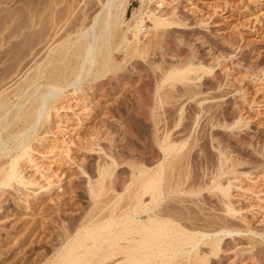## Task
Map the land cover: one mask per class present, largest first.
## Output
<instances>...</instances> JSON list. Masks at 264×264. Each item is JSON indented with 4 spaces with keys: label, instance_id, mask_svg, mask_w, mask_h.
Here are the masks:
<instances>
[{
    "label": "rangeland",
    "instance_id": "rangeland-1",
    "mask_svg": "<svg viewBox=\"0 0 264 264\" xmlns=\"http://www.w3.org/2000/svg\"><path fill=\"white\" fill-rule=\"evenodd\" d=\"M124 1L0 0L1 94L60 65L56 51L70 52L84 36L97 47L89 46L94 62L70 60L64 77L52 80L54 90L62 87L56 103L49 82L39 77L23 89L28 100L12 96L0 108V170L18 152L14 141L28 137L31 149L16 165L28 183L0 186V264L50 259L59 246L57 232H73L82 217H101L125 203L131 191L121 189L128 173L170 158L163 152L167 142L177 148L181 187L192 190L164 196L160 207L184 227L211 235L207 239L218 233L215 252L206 238L199 240L198 255L206 254L200 263L264 264V0ZM158 15L177 23L155 25ZM186 67V79L167 78ZM38 92L52 104L32 125L21 110ZM103 160L111 162L110 177L116 173L117 181L93 208L87 181ZM214 185L231 188L224 195ZM50 198L62 205L56 208Z\"/></svg>",
    "mask_w": 264,
    "mask_h": 264
},
{
    "label": "bare ground",
    "instance_id": "bare-ground-1",
    "mask_svg": "<svg viewBox=\"0 0 264 264\" xmlns=\"http://www.w3.org/2000/svg\"><path fill=\"white\" fill-rule=\"evenodd\" d=\"M108 2H109V0H108ZM122 2H125V1L124 0H120L119 4L120 5L121 4L123 5L124 3H122ZM54 3H56V1ZM48 5H51V3L50 4L48 3ZM52 5H53V3H52ZM108 7H109V3H108ZM49 8H50V6H49ZM51 8L54 9L53 6ZM47 11H49V10H47ZM149 11L151 12V14H155V13H153V11L151 9ZM106 13L109 14L108 12H106ZM39 14H41V13H39ZM105 15H103V16H105ZM34 17H35V15H34ZM48 17H49V14H48ZM109 17L110 16L106 15L102 19V22H103L104 25H106V24L109 23ZM152 20H153V22H154L155 25H157V24L158 25H164L166 23H168V24L177 23V21L175 22V21H170V20H168L166 18H159V15L157 17H155L154 19H152ZM55 22H56V20H55ZM52 28L54 29V27H52ZM135 29H136V31L134 33V38H137L138 37L139 30H140V27L135 26ZM92 30H90V31H92ZM79 35H81V34H79ZM84 37H85L84 38V42H82V40H81V42L77 43L73 47V49H71V51L68 52V53H67V49L66 50L65 49H61L59 51H56L55 50L57 52L56 53L57 55L55 54L56 56H54L53 58H55L54 59L55 61L61 62L60 65L52 64V65H50V67H48L44 71L41 69L42 72H43L42 75L40 73L41 70L39 71L40 74H38V73L36 74L35 73L33 75H30V76L28 75L26 78H24V80L22 82L19 83L18 86H16L12 90L10 89V91H8V92H5L4 91L5 93L3 92L1 94V92H2V90H1L0 91V108L12 96H16V98H18V100H21V99L22 100L23 99L25 100V98L28 95H23L24 94L23 93V89H25L29 85L33 84L36 81V79H38L39 77H42V79L44 77V79L46 80V82L47 83L49 82L48 83V88H46V89L51 90V92L49 93V96L52 99V103L53 104H54V102L56 103L57 99L58 98H61L60 97V93L62 92V87L60 88V86H59V88H57L56 90H54V86L57 87V85H55L54 83H52V80H57V79H60V78H63L64 77V75L66 74V72H68L66 70L69 69L70 60H74L75 63L80 62V60H89L90 64L92 62H94V58H95L94 56H95L96 53L95 54H90V51H91V49L89 48L90 41L87 39L86 36H84ZM89 37H90V35H89ZM91 37H92V35H91ZM91 39H94V38H91ZM102 40H103V38H102ZM91 46H93V44ZM96 48H92V51H93V49H96ZM98 49H100V48H98ZM97 51H99V50H97ZM94 64H96V62ZM81 65H83V64H81ZM86 66L88 67V65H86ZM179 68L178 69L174 68L170 72H167L168 73V74H166L167 75V78L176 77V78H178V80L179 79L181 80V78L182 79L183 78L186 79V75L184 76L182 73L186 72V70H189L190 67L189 68L188 67L183 68L182 70L179 69ZM81 69H82V67H81ZM83 70H84V68H83ZM85 70L83 71V73L86 72ZM78 75H77V77H78ZM78 80L76 82H78ZM36 83H38V82L36 81ZM37 85H39V84H37ZM62 86L63 87H66L64 85H62ZM92 87H91V89H92ZM52 89H53V91H52ZM85 89H87V88H85ZM32 91H34V90H32ZM98 91H99V89H98ZM38 93H39V96H37L38 99L31 100L27 105L25 104L26 106L24 105L23 109L21 110L23 121L24 122L32 121L31 122L32 125H35L36 124V122L40 118V116H42V114H45L47 112V109H48L47 107L48 106H51L50 104H52V103L48 104L50 101L47 102V99L45 98L46 92H38ZM28 98H29V96H28ZM22 103H23V101H22ZM54 107H55V105H54ZM16 113H17V111H16ZM45 119H47V118L45 117ZM45 119H43V120L45 121ZM0 125H1V123H0ZM2 126L3 125H1V127ZM7 128H5V129L7 130ZM19 132H21V131H19ZM21 133H24V132H21ZM33 137H35V136L33 135ZM27 138L28 137H23V138H21L18 141H14L15 142L14 143V148L17 147L19 149H18V152L17 153L15 152L14 156H12L10 154L12 157L10 159L8 158L9 160H8V164L6 163L7 164L6 168L0 170V186H11L15 182L17 184L19 183V184H23V185L26 184V183H28V180L29 179L27 178L28 180H25L23 178V176L21 175L20 171L18 170V168L16 167L17 163H19V161H18L19 158H21L24 154H28V152H29V149L30 148L28 146L29 145V142L27 141ZM163 139L164 138H162V141H163ZM119 143H120V141H119ZM4 148H6V147H4ZM8 149H9V147H8ZM3 150L5 151V149H3ZM10 151H12V150H10ZM176 151H177L176 146L173 145V144H169L167 142V144H165L164 147H163V152L165 153V155L167 153L170 154L171 155V157L169 156L170 158H168V159L166 158V159H163L161 161H159V160L156 161L155 160L156 162L155 161L149 162L147 164L148 165H153V166H149V167L143 166L141 168H138V170H137L136 173L135 172L128 173V174H130L129 179L124 183L123 188L122 189L120 188L122 190V192H123V190L124 191L127 190L128 192L131 191V192H129L130 194L127 193L128 194V198H127V201L125 203L119 204L118 207H112V208H110L109 213L108 214H104L101 217H98L97 215L96 216H94V215L91 216L92 215L91 214L90 217L87 218L86 216H88V215H86L84 213L86 215L84 217H86L87 220H85L86 218H84V217L81 216L82 219L79 220V222L78 221L76 222L77 223L76 224V228H75V230L73 232H67L65 230H62L63 231V232L61 231L62 233L57 232L60 235V237L58 238L59 239L58 240L59 241V243H58L59 246H58V244H55V245L58 246V248H56L55 251L54 250L52 251L53 252V253H51V254H53L52 257L50 259H47L46 258V260H44V262L41 263V264H173L174 262H176V260L178 258H184L185 261H188L189 259L191 261V259H194L193 261H195V260L196 261L193 262V264H201V263H203L205 260H203V262H201V260L204 258L203 256H205L206 254L203 253L204 254L203 256H201L202 253L200 255H198V243H199V240L200 239H203V237L206 238L205 244L207 243L208 245H210V252H215L216 250H218V241H219L218 240L219 239L218 233L216 232L213 235V237H210V238L208 237V239H207V236H211V235H209L208 233H205V232L195 231L194 229L192 230L191 229L192 227L189 228V229L186 228V227H184V225H181L183 223H179V221L177 222L175 220V218L173 217V216H175L174 214L172 216L171 215L172 213H168V211L164 210L165 207L164 208H161L160 207V201L162 200V198L164 196H167V195H176L179 192L186 191L187 189H188L187 191H191L192 190L191 189L192 187H188L186 190L181 187V183L183 181L182 180V176L183 175L180 173V171L177 170L178 164L176 166V163H177L178 159H177V156L176 155L178 153H176ZM4 153H6V152H4ZM29 156H30V154H29ZM29 156H28V158H29ZM110 158H112V157L110 156ZM180 159L182 160V158H180ZM108 160H107V162H109ZM107 162H106V160L105 161L103 160V163H102V161L101 162H98L100 164L97 163V165H96V168H97V170H96L97 172L95 174L96 177L95 178L93 177L94 178L93 180H90L89 179L90 177L88 178L89 180L87 179L88 180L87 181V191H88V194H89L90 199L95 204L93 208H96L97 203L101 200L100 197L104 194V192L106 191V188H108V190H109V187L112 188L113 184L117 181L116 173L115 172H114L115 175H113L115 177H113V178L110 177L111 168L113 166L110 167L111 166L110 165L111 162L110 163H107ZM131 162L132 161H130V163ZM78 164H80V163H78ZM35 165H36V163H35ZM128 165H129V163H128ZM138 165L139 164H137V166ZM74 166L76 167V165H74ZM78 167H80V166L78 165ZM77 168H75V169H77ZM75 169H73V170L75 171ZM78 169H80L81 171L83 170L81 168H78ZM174 170H176V171H174ZM182 170H183V168H182ZM75 172H77V171H75ZM77 173H75V174H77ZM79 173H78V175H79ZM67 174H69V173H67ZM69 175H71V174H69ZM77 178H78V176H77ZM91 178H92V176H91ZM220 179L218 178V180H220ZM228 181H230V180H228ZM227 184H228V182L226 183V185ZM191 186H193V185H191ZM214 186H216V185H214ZM217 186H216V188H219L218 190H221V192L224 195H227L226 194V191L227 190L225 189V188H227L226 186L225 187H221V186H218L217 187ZM129 188H131V190ZM197 188H198V186H197ZM230 188H227V189H230ZM63 192H64V190H63ZM228 193H229V191H228ZM120 194L119 193L116 194L117 196H115V198L119 197ZM219 194H221V193H219ZM110 195H109V198L111 199ZM144 195H147V197L145 198ZM106 196H107V194H106ZM124 197H126V196H124ZM61 198H63V197H61ZM55 199H57V198H55ZM144 199H146V201ZM228 199H229V197H228ZM257 199H259V198H257ZM62 200H64V199H62ZM23 201H24V199H23ZM105 201H107V198H106ZM224 201H222V202H224ZM49 202L52 203V205H54L56 208L59 207V205H62V204H60L59 199L58 200H54V199H51L50 198V201ZM117 202L119 203V201H117ZM102 203H104V200H103ZM106 203H108V202H106ZM106 203H104V204H106ZM111 204L112 203H110V205ZM169 206L170 205H168V207ZM227 206L224 207L225 210H226V208H227V210L233 208V207H230L229 208V205L228 204H227ZM42 207H43V205H42ZM44 207H46V206H44ZM104 207H107L108 208L110 206L107 204V205H104ZM48 208H50V207L48 206ZM99 208H101V207H99ZM58 210H59V208L57 209V211ZM232 210L233 209H231V211ZM90 211H92V210H90ZM104 212L105 211H103V213ZM170 212H172V211H170ZM141 213H144L145 216L142 215L143 217H141ZM54 214H56V213H54ZM99 214H101V213L99 212ZM176 214H178V213H176ZM179 214H181V213H179ZM56 215H58V214H56ZM54 218H55V216H54ZM74 218H76V217H74ZM83 218H84V220H83ZM176 219H178V218H176ZM66 221H67V219H66ZM223 221H225V220H223ZM65 228L66 227L64 225L63 229H65ZM68 230H70V229H68ZM220 232H222V233H230V231H226V230H220ZM202 243H204V242H202ZM207 247L209 248V246H207Z\"/></svg>",
    "mask_w": 264,
    "mask_h": 264
}]
</instances>
